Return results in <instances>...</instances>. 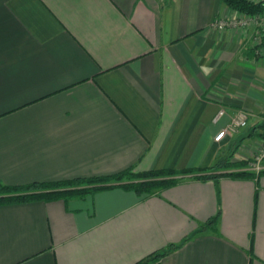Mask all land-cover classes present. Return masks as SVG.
Wrapping results in <instances>:
<instances>
[{
    "label": "crops",
    "instance_id": "crops-1",
    "mask_svg": "<svg viewBox=\"0 0 264 264\" xmlns=\"http://www.w3.org/2000/svg\"><path fill=\"white\" fill-rule=\"evenodd\" d=\"M233 14L222 0H0V183L194 170L153 194L0 205V264H136L171 244L146 264H264V173L195 176L241 169L215 165L263 139L264 44L213 26ZM240 111L248 125L216 141Z\"/></svg>",
    "mask_w": 264,
    "mask_h": 264
},
{
    "label": "trees",
    "instance_id": "trees-1",
    "mask_svg": "<svg viewBox=\"0 0 264 264\" xmlns=\"http://www.w3.org/2000/svg\"><path fill=\"white\" fill-rule=\"evenodd\" d=\"M229 8L237 13L256 16L264 14V0H222ZM264 44V35L262 42ZM262 128L261 136H264V119L258 124ZM228 159H218L216 167L240 166L241 169L226 170L221 173L208 172L207 168L199 170L201 172L195 175L199 179L219 178L228 176L235 179L259 177L264 173L262 170L259 174L248 168L249 161L242 160L237 163H226ZM230 162V161H229ZM245 167V168H244ZM247 167V168H246ZM193 169L174 170V169H156L136 172L131 168L110 175H96L91 177H76L71 179H62L56 181H34L25 185H8L0 183V205L20 204L33 200H58L67 199L73 196H86L96 191L113 187H124L137 193L153 194L162 189L176 185L182 178L192 174ZM206 172V173H204ZM218 217L210 219L207 225H213ZM179 245L171 244L168 247L152 253L145 259L136 264H146L147 262L163 257L177 248Z\"/></svg>",
    "mask_w": 264,
    "mask_h": 264
},
{
    "label": "built area",
    "instance_id": "built-area-1",
    "mask_svg": "<svg viewBox=\"0 0 264 264\" xmlns=\"http://www.w3.org/2000/svg\"><path fill=\"white\" fill-rule=\"evenodd\" d=\"M262 1V0H253ZM213 26L221 31L234 28L248 29L255 27L257 29V36L255 37L256 44H261L262 36L264 35V14L251 16L246 14H234L231 17L221 18L213 23ZM224 111H221L222 115ZM248 125V114L244 111H240L236 117H234L231 122L224 128L216 137V141H221L227 135H231L238 131L240 128H244ZM248 168L257 174L264 170V136L262 143L259 146L257 152L249 161Z\"/></svg>",
    "mask_w": 264,
    "mask_h": 264
},
{
    "label": "rangeland",
    "instance_id": "rangeland-1",
    "mask_svg": "<svg viewBox=\"0 0 264 264\" xmlns=\"http://www.w3.org/2000/svg\"><path fill=\"white\" fill-rule=\"evenodd\" d=\"M236 14H237V12H236ZM234 15V14H233ZM257 16V15H256Z\"/></svg>",
    "mask_w": 264,
    "mask_h": 264
}]
</instances>
